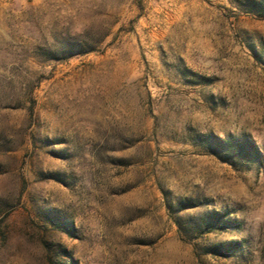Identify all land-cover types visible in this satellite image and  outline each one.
Returning a JSON list of instances; mask_svg holds the SVG:
<instances>
[{
	"label": "rangeland",
	"instance_id": "374dc122",
	"mask_svg": "<svg viewBox=\"0 0 264 264\" xmlns=\"http://www.w3.org/2000/svg\"><path fill=\"white\" fill-rule=\"evenodd\" d=\"M0 264H264V0H0Z\"/></svg>",
	"mask_w": 264,
	"mask_h": 264
}]
</instances>
